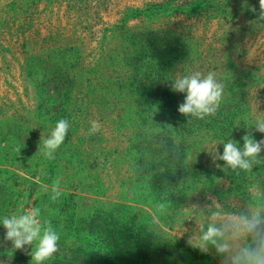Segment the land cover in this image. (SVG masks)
Returning a JSON list of instances; mask_svg holds the SVG:
<instances>
[{
  "label": "rangeland",
  "instance_id": "rangeland-1",
  "mask_svg": "<svg viewBox=\"0 0 264 264\" xmlns=\"http://www.w3.org/2000/svg\"><path fill=\"white\" fill-rule=\"evenodd\" d=\"M259 15V0H0V218L40 210L60 236L43 264H228L187 241L213 213L264 209V163L237 174L216 159L228 139H264L252 128L264 114ZM193 71L224 85L203 120L181 115L185 94L170 87ZM60 119L68 135L49 160ZM5 235L0 224V264H35Z\"/></svg>",
  "mask_w": 264,
  "mask_h": 264
},
{
  "label": "clouds",
  "instance_id": "clouds-1",
  "mask_svg": "<svg viewBox=\"0 0 264 264\" xmlns=\"http://www.w3.org/2000/svg\"><path fill=\"white\" fill-rule=\"evenodd\" d=\"M260 15L264 18V0H259ZM252 11H255L253 8ZM173 92L184 93L183 103L178 112L190 118L203 120L214 116L219 110L224 85L217 79V73L193 71L186 75L177 74L171 81ZM70 127L69 120L60 119L56 122L50 136L43 140L42 154L46 159H55V153L65 142ZM255 131L264 134V114L255 119ZM101 129L97 120L90 121L88 135H95ZM243 146L228 139L223 144V154L216 159L224 162L232 171L250 172L255 164L264 163L261 152L264 151V139L256 140L251 132L244 135ZM21 148H18L19 152ZM27 179H32L30 176ZM37 182H39L37 178ZM47 190V186H43ZM63 192L59 178L51 186V200L57 201ZM169 207L167 203L156 205V213H164ZM153 213V222L159 217ZM216 220L210 223L207 230L201 229V235L189 239L188 245L202 254H209L210 247L217 255L227 259L228 264H264V209L254 212L232 213L230 217L221 218L220 213H213ZM0 224L6 229L5 240L10 241L15 250L31 248L28 253L35 264H43L59 250V234L49 222L42 223L40 210L31 208L21 214H12L0 218ZM35 244V249L31 247Z\"/></svg>",
  "mask_w": 264,
  "mask_h": 264
}]
</instances>
